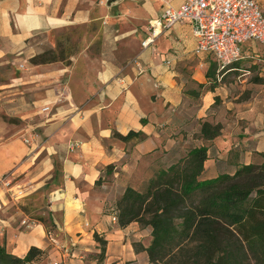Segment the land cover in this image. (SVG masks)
<instances>
[{"label":"crops","instance_id":"1","mask_svg":"<svg viewBox=\"0 0 264 264\" xmlns=\"http://www.w3.org/2000/svg\"><path fill=\"white\" fill-rule=\"evenodd\" d=\"M164 10L160 0H0V175L30 188L18 201L0 193L7 252L39 247L32 264H100L97 236L104 264H153L152 228L117 220L127 187L142 190L201 147L204 180L264 161V78L241 73L249 61L223 76L215 55L195 54L189 22L158 23L143 47ZM259 50L249 42L244 52ZM205 123L220 134L206 139Z\"/></svg>","mask_w":264,"mask_h":264},{"label":"trees","instance_id":"2","mask_svg":"<svg viewBox=\"0 0 264 264\" xmlns=\"http://www.w3.org/2000/svg\"><path fill=\"white\" fill-rule=\"evenodd\" d=\"M55 58L47 53L34 61ZM220 132L218 125H203L208 140ZM207 152L192 150L159 170L142 190L127 187L116 204L120 226L138 222L152 228L146 250L153 264H264V161L204 180ZM95 238L102 244L96 259L104 264L106 243ZM44 253L32 247L19 258L0 244V264H32Z\"/></svg>","mask_w":264,"mask_h":264},{"label":"built area","instance_id":"3","mask_svg":"<svg viewBox=\"0 0 264 264\" xmlns=\"http://www.w3.org/2000/svg\"><path fill=\"white\" fill-rule=\"evenodd\" d=\"M160 1L164 13L161 20L154 23L143 47L150 46L159 35L158 23L162 29H168L189 22L197 39L195 54L215 55L223 76L233 70L232 65L249 61V67L239 69L241 73L252 75L255 69L257 76L264 78V10L256 0H184L178 8L173 6V0ZM249 42L261 46L259 53L244 52ZM49 110L50 107H46L42 111ZM80 145L81 142H72L69 148L78 149ZM29 190L12 172L0 175V193H7L18 201L28 197ZM2 209L0 199V212ZM21 224L27 229L34 227V222L25 219Z\"/></svg>","mask_w":264,"mask_h":264},{"label":"rangeland","instance_id":"4","mask_svg":"<svg viewBox=\"0 0 264 264\" xmlns=\"http://www.w3.org/2000/svg\"><path fill=\"white\" fill-rule=\"evenodd\" d=\"M64 51V50H63ZM61 52L59 55H57V54H53V56H55V57H62L63 56V54H64V52ZM52 56V55H51ZM253 76L252 77H254V78H256V79H258L259 77L257 76V74H256V70L255 69H253Z\"/></svg>","mask_w":264,"mask_h":264},{"label":"water","instance_id":"5","mask_svg":"<svg viewBox=\"0 0 264 264\" xmlns=\"http://www.w3.org/2000/svg\"><path fill=\"white\" fill-rule=\"evenodd\" d=\"M121 1V0H108V5H112L113 3Z\"/></svg>","mask_w":264,"mask_h":264}]
</instances>
